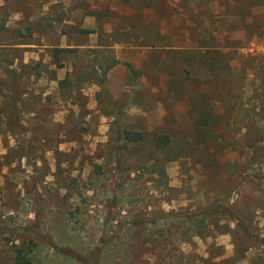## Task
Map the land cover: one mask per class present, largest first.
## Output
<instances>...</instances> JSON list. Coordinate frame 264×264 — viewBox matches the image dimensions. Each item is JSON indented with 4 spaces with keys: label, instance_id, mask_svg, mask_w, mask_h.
I'll return each mask as SVG.
<instances>
[{
    "label": "rangeland",
    "instance_id": "1",
    "mask_svg": "<svg viewBox=\"0 0 264 264\" xmlns=\"http://www.w3.org/2000/svg\"><path fill=\"white\" fill-rule=\"evenodd\" d=\"M256 4L0 0V88L14 77L15 100L7 106L21 100L20 117L7 109L8 125H0V264H15L14 246L22 241L36 245V264H264V136H221L223 122L238 114L223 120L227 109L218 94L203 100L207 85L180 84L177 75L181 64L204 59L199 48L211 36L229 59L232 46L264 56V6ZM81 30H93L99 41ZM55 45L79 49L61 55L63 69L52 65ZM116 55L122 61L107 79L87 78L86 66L99 75ZM75 67L77 84L59 90L58 81ZM204 72L193 75L203 82ZM247 73L246 104L254 88ZM208 101L217 117L197 127L190 106ZM221 101L227 106L236 97ZM115 119L141 140L113 142ZM164 137L167 147L155 148ZM214 201L232 204L248 237L223 234L222 226L235 228L225 219L205 237L187 230L182 215Z\"/></svg>",
    "mask_w": 264,
    "mask_h": 264
},
{
    "label": "trees",
    "instance_id": "2",
    "mask_svg": "<svg viewBox=\"0 0 264 264\" xmlns=\"http://www.w3.org/2000/svg\"><path fill=\"white\" fill-rule=\"evenodd\" d=\"M245 0H241V2H244ZM255 1L258 6H264V0H250ZM80 33H83L85 35L93 34V30H81ZM209 41L203 42V46L199 48V52L205 51L204 59L202 61H195L191 60L189 64H181L180 67H178L177 75L179 74L183 76L182 82L185 84L188 80H191V82H197L196 87H199L200 85H207L209 87V91L200 94V97L203 100H206L208 96L210 97V93L212 92V97L215 95L214 93L218 94V100L219 104H221V107H224L227 109V111H224L223 116L221 117L223 120L227 119L230 113L238 114L236 117V121L230 122L228 120L224 121L223 125L221 126L223 128L221 132V136H223L224 132H232V133H239L242 134L243 137L248 138V136L252 135L253 132H256L259 135L264 136V126H262V123H264V56L262 55H253V54H246L241 55L240 53H237V47L232 46L230 47V51H234L233 54H235V57L233 59L235 60V66L232 67L231 61L233 59H229L230 53L223 52V50L226 48L222 42H219V45H213L215 38L211 36ZM149 47H154L153 44H146ZM101 46V45H99ZM113 45H108L111 47ZM102 47V46H101ZM53 49L50 50L52 52V65H54L57 69H63L64 63L61 61V55L67 54V53H76L79 52V49H71V48H58L55 46H52ZM180 51V50H178ZM182 53V52H177ZM118 64V62L114 59L109 64H106L102 70V73L99 75L96 74V71L93 70L94 67L90 68L89 66H86V69L89 70V73L86 74L87 78L102 76L106 77L107 72L115 67ZM76 66V65H75ZM78 67V66H77ZM130 69V66H127ZM252 70L254 74V78L250 80V82L254 83V88L251 89V100H249V103L246 104L245 101H243V95L247 91L246 84L249 82V74L247 73V70ZM199 70H204L205 72V80L203 82H199V80L196 78L193 73H198ZM78 72L77 68H73L72 72L69 73L64 79L58 81V89L62 88L64 85L73 88L77 84V80L79 81L78 75L76 74ZM131 72V70H130ZM77 75V76H76ZM76 78V81L74 80ZM193 78V79H191ZM260 78V79H258ZM97 79V78H96ZM259 80V82H257ZM222 85H221V84ZM15 79L14 77L11 78V82L8 85H5V87L0 88V97L4 99V106H0V125L7 126V119L5 116L10 115L7 111V109H12L15 112L16 117H20V111H19V104H16L17 102H20L21 100L15 102L14 104H8L9 101L15 100L13 93L15 92ZM219 84L223 87L219 90ZM172 82L170 81L168 83V90L171 89ZM100 94V92H99ZM105 94V95H104ZM198 91L195 88V95L198 96ZM233 95L236 97V101L232 104H229L227 106H224L222 104L221 99L226 97L227 95ZM105 97V103L113 107L114 109H118L116 103L112 101L108 96L106 91H101V94ZM199 97V98H200ZM240 98L239 100H237ZM199 99L198 101H200ZM197 101V102H198ZM255 103V107L250 109L251 104ZM22 103V102H21ZM21 105V104H20ZM214 106L210 104L208 101L204 107H201L200 105H197L196 102H193L190 106L188 115L192 119L194 125L197 127H206L208 125V120L210 118L217 117L215 111H213ZM252 114L254 117H251ZM118 117V115H117ZM256 119L261 120V124H257L255 121ZM231 128V129H230ZM254 128V129H253ZM218 130L220 128H217ZM110 130L113 131L114 138L113 142L116 144L119 143H136L141 140L142 136L139 132H129L127 130H123L120 128L117 120L115 119L111 125ZM162 141V144H156L155 148L157 149H165L169 143V139L167 137H164L160 140ZM164 141V142H163ZM112 140L108 142L110 144ZM125 147V146H123ZM116 148V149H125V148ZM114 149V150H116ZM117 151V150H116ZM114 155L113 157H115ZM229 200V199H228ZM226 200V201H228ZM232 204L228 206V202L225 201H214L211 203H208L205 207L202 209H198L197 211L193 213H187L183 214L181 217V221H184L186 224L189 225L187 230H190V228H193L192 232L196 234L197 237H205L208 235H211V227L214 226V228H218V223L222 221L221 219H225L224 221L231 222L234 224L235 228H230L229 226H222L225 229L224 233L236 234L238 231H243L244 235L248 237L247 231L245 232L246 228L243 225L242 220L234 213V209H232ZM164 216L158 217L157 219L160 220ZM167 219V218H164ZM173 219V218H172ZM171 219V220H172ZM170 220V221H171ZM179 221V219H177ZM220 227V228H222ZM212 228V229H214ZM131 233V230L130 232ZM220 233V232H219ZM222 234V233H221ZM237 243L241 244L242 241H237ZM245 251L248 250V247L246 244L243 245ZM33 248H36V245L29 241H22L20 244L14 246V253H15V264H36V260L34 256H31V254L34 252ZM30 255V257H29ZM239 258V257H238ZM237 258V259H238ZM235 259V258H234ZM212 260H206L204 261L201 259L202 263H213V264H224L225 260H220L219 262H211Z\"/></svg>",
    "mask_w": 264,
    "mask_h": 264
},
{
    "label": "crops",
    "instance_id": "3",
    "mask_svg": "<svg viewBox=\"0 0 264 264\" xmlns=\"http://www.w3.org/2000/svg\"><path fill=\"white\" fill-rule=\"evenodd\" d=\"M98 34L97 33H93V34H90V35H88L89 36V38L91 39V37H93V36H95L96 37V40L98 39V36H97ZM97 41H99V39L97 40ZM116 46V45H115ZM114 45L113 46H111V47H109V49H112V48H114L115 47ZM80 48H96V49H100V48H103V47H101V46H82V47H80ZM115 60L118 62V64L115 66V67H113L112 69H110L108 72H107V74H106V79L109 77V73L114 69V68H116L118 65H119V63L122 61V57H120V56H115ZM109 91V90H108Z\"/></svg>",
    "mask_w": 264,
    "mask_h": 264
}]
</instances>
